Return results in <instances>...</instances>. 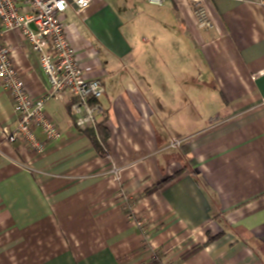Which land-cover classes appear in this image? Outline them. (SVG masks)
I'll return each instance as SVG.
<instances>
[{
    "label": "crops",
    "instance_id": "obj_1",
    "mask_svg": "<svg viewBox=\"0 0 264 264\" xmlns=\"http://www.w3.org/2000/svg\"><path fill=\"white\" fill-rule=\"evenodd\" d=\"M61 17L104 112L82 131L68 97L49 100L61 137L37 155L4 139L17 122L0 82V264H264L261 0H94ZM5 43L41 96L39 56L19 31Z\"/></svg>",
    "mask_w": 264,
    "mask_h": 264
},
{
    "label": "built area",
    "instance_id": "obj_2",
    "mask_svg": "<svg viewBox=\"0 0 264 264\" xmlns=\"http://www.w3.org/2000/svg\"><path fill=\"white\" fill-rule=\"evenodd\" d=\"M93 1L0 0V82L12 100L17 122L14 129L4 130L7 142L22 141L35 154H44L49 143L61 137L60 127L46 112V103L52 99L63 101L65 97L69 98L75 126L82 131L96 130L104 112L102 99L106 90L101 80L87 76L89 68L81 65L61 17L70 8L80 14L90 8ZM146 1L154 6H162L166 0ZM261 4L264 6V0H261ZM194 15L200 29L213 27L203 5L194 6ZM15 31L23 35L32 51L39 56L49 82L41 96L31 95L23 79L22 69L12 61L5 38ZM183 141L174 140L170 146H180ZM119 171L118 168L114 169L118 178ZM135 224L141 227V222Z\"/></svg>",
    "mask_w": 264,
    "mask_h": 264
},
{
    "label": "trees",
    "instance_id": "obj_3",
    "mask_svg": "<svg viewBox=\"0 0 264 264\" xmlns=\"http://www.w3.org/2000/svg\"><path fill=\"white\" fill-rule=\"evenodd\" d=\"M99 129L101 130V131H103L104 132V130L99 126ZM90 130V129H89ZM92 130V129H91ZM103 137V139L105 140L106 139V137L103 135L102 136ZM178 174H176V175H174V176H172V177H170V178H167L164 182H162V184H160V185H158V187H156V188H161V187H163V186H165V185H167L169 182H171L176 176H177ZM156 188H154L153 190H155ZM152 190V191H153ZM212 239L213 238H209V241H212Z\"/></svg>",
    "mask_w": 264,
    "mask_h": 264
},
{
    "label": "rangeland",
    "instance_id": "obj_4",
    "mask_svg": "<svg viewBox=\"0 0 264 264\" xmlns=\"http://www.w3.org/2000/svg\"><path fill=\"white\" fill-rule=\"evenodd\" d=\"M137 222H140V221L136 220V223ZM142 224H143V222H141V225ZM160 252H161V250H156L154 253H155L156 256H158L159 258H161V255H163V254H161Z\"/></svg>",
    "mask_w": 264,
    "mask_h": 264
}]
</instances>
